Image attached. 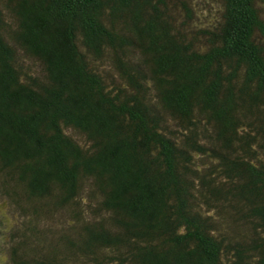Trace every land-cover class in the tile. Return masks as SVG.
<instances>
[{
    "label": "trees",
    "instance_id": "16d2710c",
    "mask_svg": "<svg viewBox=\"0 0 264 264\" xmlns=\"http://www.w3.org/2000/svg\"><path fill=\"white\" fill-rule=\"evenodd\" d=\"M0 200V264H264V0H0Z\"/></svg>",
    "mask_w": 264,
    "mask_h": 264
},
{
    "label": "rangeland",
    "instance_id": "374dc122",
    "mask_svg": "<svg viewBox=\"0 0 264 264\" xmlns=\"http://www.w3.org/2000/svg\"><path fill=\"white\" fill-rule=\"evenodd\" d=\"M215 9L216 7H214V10ZM9 208L10 207L6 201L0 200V216L2 217V220H4V222L7 224L6 229L12 228V226L18 220L17 216L15 214H12Z\"/></svg>",
    "mask_w": 264,
    "mask_h": 264
}]
</instances>
